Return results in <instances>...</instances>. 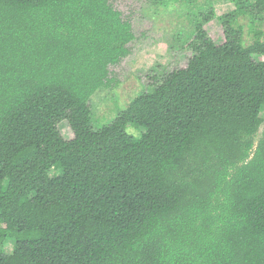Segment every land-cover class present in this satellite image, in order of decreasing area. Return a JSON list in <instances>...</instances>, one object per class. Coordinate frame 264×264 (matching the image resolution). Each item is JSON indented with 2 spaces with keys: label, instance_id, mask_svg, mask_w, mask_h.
<instances>
[{
  "label": "trees",
  "instance_id": "1",
  "mask_svg": "<svg viewBox=\"0 0 264 264\" xmlns=\"http://www.w3.org/2000/svg\"><path fill=\"white\" fill-rule=\"evenodd\" d=\"M231 2L221 44L210 8L186 67L95 130L130 17L113 0H0V264H264V0Z\"/></svg>",
  "mask_w": 264,
  "mask_h": 264
},
{
  "label": "rangeland",
  "instance_id": "2",
  "mask_svg": "<svg viewBox=\"0 0 264 264\" xmlns=\"http://www.w3.org/2000/svg\"><path fill=\"white\" fill-rule=\"evenodd\" d=\"M113 0L116 9L124 16H129L134 33L131 43V55L113 69L118 81L112 88L98 90L90 100L91 124L93 129L112 122L129 102L137 95L146 92L154 83L169 72L186 67L192 56L188 44L192 39V28L198 16L212 8L215 19L205 26L215 44L224 41L223 30L218 17L234 10L231 0ZM238 26L243 32V44L253 41L249 19L241 17ZM256 29H263L256 25ZM264 116V111L261 112ZM65 140L73 135L66 122L59 125ZM262 127L258 130L255 141L259 138ZM126 133L138 138L145 130L128 125ZM58 170H51L49 175H57ZM4 251L10 253L12 241L3 244Z\"/></svg>",
  "mask_w": 264,
  "mask_h": 264
}]
</instances>
